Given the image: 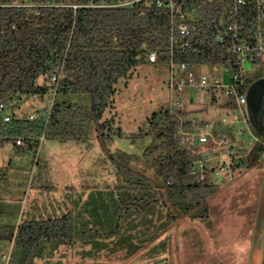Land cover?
Returning <instances> with one entry per match:
<instances>
[{"label": "rangeland", "instance_id": "rangeland-1", "mask_svg": "<svg viewBox=\"0 0 264 264\" xmlns=\"http://www.w3.org/2000/svg\"><path fill=\"white\" fill-rule=\"evenodd\" d=\"M245 67L252 72V82L264 78V65ZM198 70L209 75L216 71L209 65ZM114 88L99 120L109 121L107 127L99 130L97 122L91 121L86 125L87 138L47 136L38 154L34 149H18L12 141L0 145V169L4 171L0 181V264H213L217 262L214 255L228 260L232 247L235 254L240 253L238 262H244L240 233L247 232L250 223L241 222V212L233 211L242 205L234 199L240 193L235 188L239 170L233 180L225 177L223 184L218 183L222 191L218 198L205 203L177 206L163 197L145 205L154 192L132 189L130 185L139 182L136 174L130 176L114 162L146 176L149 185L162 186L145 152L160 143L151 125L153 115L177 101L169 87L168 67L140 62ZM179 95L181 104L174 109L181 113L205 119L211 112L212 119L220 117L216 105L224 96L198 95L192 90ZM57 99L79 106L92 103L89 93L60 92ZM28 103L16 106V113L27 114ZM244 109L250 119L248 104ZM160 117L154 122H160ZM242 127L244 123L235 124V129ZM250 127L260 140L251 148L249 131L241 136L248 150L252 149L240 164L243 169L264 166V115L258 126L250 121ZM160 192L165 195L164 188ZM223 195L231 199L225 201ZM252 213L247 210L246 217L250 219ZM65 215L71 216L68 241L43 240L31 254L16 245L19 226L29 218ZM3 254H9L10 260L3 259Z\"/></svg>", "mask_w": 264, "mask_h": 264}, {"label": "trees", "instance_id": "trees-1", "mask_svg": "<svg viewBox=\"0 0 264 264\" xmlns=\"http://www.w3.org/2000/svg\"><path fill=\"white\" fill-rule=\"evenodd\" d=\"M67 1L103 3L105 6L79 8L75 22L68 15L64 21L55 16L41 23L23 24L16 31L10 28L11 23L17 19L15 13L3 12L0 17L5 31L4 35L0 33V101L20 105L32 94L44 91L40 81L50 75L60 61V52L70 45L60 92L89 93L92 95V103L89 106H79L57 99L49 120L47 136L83 140L88 135L86 125L91 121L97 122L99 130L107 127L109 121L99 123V120L109 106L115 83L121 77L126 76L138 63L149 62L148 54L153 50L160 51L158 61L154 64H167L169 59L163 53L168 51L169 46V16L167 11L157 8L150 0L140 1L132 6H108L119 0ZM186 2L190 8L198 7L197 12L204 29L200 33L199 43L195 45V51L177 52L176 61L192 64L206 62L211 65L222 63L220 47L215 42L220 2ZM158 115H161L160 122H154ZM152 119L151 125L160 143L148 147L145 156L150 158L155 172L162 179V186L155 183L149 185L146 176L113 159L115 164L130 176L136 174L139 182L131 184L132 189H150L154 192L144 202L145 205L162 197L177 206L205 203L216 194L218 184L199 182L190 175L189 166L194 156L174 139L179 118L171 114L167 107L156 112ZM34 146L35 144L31 149ZM3 178L4 171L0 169V181ZM161 187L164 188L165 195L161 194ZM70 234V215L28 220L19 226L15 243L31 254L41 241H68Z\"/></svg>", "mask_w": 264, "mask_h": 264}, {"label": "built area", "instance_id": "built-area-1", "mask_svg": "<svg viewBox=\"0 0 264 264\" xmlns=\"http://www.w3.org/2000/svg\"><path fill=\"white\" fill-rule=\"evenodd\" d=\"M140 1L143 0H119L108 6H132ZM218 1L221 11L215 42L220 47L219 54L223 62L212 65L216 71L209 75L197 73L195 64L177 62L175 59L177 52L195 51V45L200 41V33L204 28L197 12L198 7L190 8L186 0H150L157 8L167 11L169 16V46L163 54L169 59L166 64L169 87L174 94L172 98L177 100L172 101L169 107L170 113L179 118L174 139L194 156L189 166L190 175L196 181L215 184L222 177L232 179L240 160L252 151L241 139L246 130L252 136L248 142L251 148L260 140L250 127V119L244 109L248 104V89L253 83L252 72L245 66L264 65V0ZM93 6L105 4H82L67 0H0V17L3 12H14L17 19L10 28L16 31L23 24L41 23L55 16L64 21L68 15L75 22L79 8ZM0 33L5 34L1 23ZM69 46L60 52V61L55 69L40 81L45 90L32 94L26 100L29 102L27 114L16 113L14 108L21 104L0 101V143L12 141L22 150L31 149L35 144L33 149L39 153L60 93ZM159 54V50L151 51L148 54L149 62H157ZM187 90L198 95L224 96L226 103L218 113L220 117L201 119L195 114H182L174 109L175 105L181 104L179 93ZM237 123H244L245 127L235 129ZM2 258L9 261L10 255L3 254Z\"/></svg>", "mask_w": 264, "mask_h": 264}, {"label": "crops", "instance_id": "crops-1", "mask_svg": "<svg viewBox=\"0 0 264 264\" xmlns=\"http://www.w3.org/2000/svg\"><path fill=\"white\" fill-rule=\"evenodd\" d=\"M145 63L154 64L153 62H148V61H146ZM205 65H209L213 69V66L206 62L195 64L194 69L197 73H200V71L198 70V67H202ZM211 74H213V70ZM225 103H226L225 98H223L220 102H218L217 105L215 104L217 106V111H216L217 113H219L225 107ZM210 113L211 112H209V117H207L208 119H212ZM263 115H264V112L260 115L259 120ZM216 118H218V116ZM50 138L57 139L58 137H50ZM66 139L74 140V138H66ZM90 146L91 145L88 144L87 147H90ZM236 170H239V173L235 179L236 180L235 188H236V191H239L240 193H238L234 197V199H236L237 202L240 200L242 205L240 207H235L233 211L241 212V215H240L242 219L241 222L243 221L245 222V220H248L250 223V229L245 233L244 232L240 233V235H242L243 237L242 242L244 244L243 248L245 251V255H243L242 257L244 262H241V261L238 262L239 259L237 258V256H239L240 253L235 254L234 249L232 247L229 252L230 256L229 255L227 256L229 257L228 260L225 259L226 258L225 256L220 257V255H217V256L214 255V258L217 260V262H213V264H264V166L263 167L257 166V167L243 169V168H240V165H239V167ZM256 171H258V173ZM225 180H226L225 178H222L219 181V184H223ZM219 189L220 187L218 188L216 194L213 196V199L218 198V195H221L220 193H222V191H219ZM222 198L225 201L228 199H231L230 196H225V195H223ZM249 209H252L253 211L250 219L246 217L247 210ZM222 214H225V213L222 212ZM29 219L39 220L34 217L29 218ZM218 231H222V230H218ZM226 232L228 233V231ZM217 234L218 232L215 233V235ZM220 242L222 244L223 240H220ZM220 259H223V262H218L220 261ZM196 264H199V263H196Z\"/></svg>", "mask_w": 264, "mask_h": 264}, {"label": "water", "instance_id": "water-1", "mask_svg": "<svg viewBox=\"0 0 264 264\" xmlns=\"http://www.w3.org/2000/svg\"><path fill=\"white\" fill-rule=\"evenodd\" d=\"M247 97L250 120L254 126H258L259 117L264 112V78H259L250 85Z\"/></svg>", "mask_w": 264, "mask_h": 264}]
</instances>
